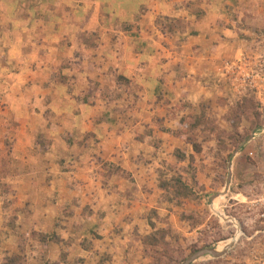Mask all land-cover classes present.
Here are the masks:
<instances>
[{
    "label": "crops",
    "instance_id": "0c3cea01",
    "mask_svg": "<svg viewBox=\"0 0 264 264\" xmlns=\"http://www.w3.org/2000/svg\"><path fill=\"white\" fill-rule=\"evenodd\" d=\"M247 1L0 0V181L22 233H133L162 201L144 170L183 150V104L226 91Z\"/></svg>",
    "mask_w": 264,
    "mask_h": 264
},
{
    "label": "rangeland",
    "instance_id": "374dc122",
    "mask_svg": "<svg viewBox=\"0 0 264 264\" xmlns=\"http://www.w3.org/2000/svg\"><path fill=\"white\" fill-rule=\"evenodd\" d=\"M247 3L250 6L235 18L236 37L244 46L238 57L223 61L218 69L226 91L212 103L183 104L179 133L184 143L178 151L185 159L176 151L172 161L151 159L140 180L155 181L160 191L162 181L172 185L162 189V201L147 208V218L133 233L110 222L106 226L117 229L107 234L106 227L101 229L104 222L91 220L72 227L62 246L55 242L61 251L57 244L51 249L46 247L51 240L20 231L14 192L0 181V264H10L15 255L21 258L15 264H181L203 247L227 252L192 264H264V0ZM226 63L233 68L224 71ZM193 117H201L205 124L195 132ZM3 158L5 167L8 157ZM178 179L189 185L191 195L185 196ZM120 237L123 243L118 244L114 240Z\"/></svg>",
    "mask_w": 264,
    "mask_h": 264
},
{
    "label": "trees",
    "instance_id": "16d2710c",
    "mask_svg": "<svg viewBox=\"0 0 264 264\" xmlns=\"http://www.w3.org/2000/svg\"><path fill=\"white\" fill-rule=\"evenodd\" d=\"M193 119H194V126H193V129H192V131L191 132H195L196 131V128L200 125V124H204L203 123V119L201 118V117H199V118H197V117H193ZM185 119H181V123H182V126H184L185 125ZM205 125V124H204ZM192 146H193V150L195 151V152H199V146H198V144L195 142V141H192ZM238 148H236V150H237ZM176 153H177V155L179 156V159H182V160H184L185 159V157H181L180 156V152L177 150L176 151ZM191 159H193L192 157H191ZM195 177V175H192V178H194ZM192 181H195V178L192 180ZM161 188L163 189V190H166V188H168V187H170L169 185H172V183L171 182H168V181H162L161 183ZM176 184H178L179 185V187L181 188V189H183L185 192H187V194L185 195V196H187V195H191V189H190V187H189V185H187V184H183V182H182V180L181 179H178L177 181H176ZM175 184V185H176ZM9 189H8V192H10L12 189H11V187H8ZM202 188L203 189H205V187L204 186H202ZM161 189V190H162ZM177 191H180V190H178L177 189ZM180 194H181V192H180ZM182 195H184V194H182ZM17 219V218H16ZM15 221V220H14ZM14 221L12 222V224H11V226H12V228L14 227ZM163 235V234H162ZM38 236H41V239L40 240H43L44 242H46V238H47V236H45V235H42V234H37V233H32V237H34V238H38ZM157 235L155 234L154 235V237H156ZM55 242H60V238H55V240H54ZM203 248H206V247H203ZM200 249H202V248H200ZM199 249H197V250H195L194 252H196V251H198ZM194 252H192V254L194 253ZM191 255V254H190ZM189 255V256H190ZM16 259H21L20 258V256H18V255H15L13 258H11L10 259V264H15V260ZM186 259V258H185ZM184 259V260H185ZM183 260V261H184ZM18 261V260H17ZM182 261V262H183ZM181 262V263H182ZM17 264H18V262H17ZM20 264V263H19Z\"/></svg>",
    "mask_w": 264,
    "mask_h": 264
},
{
    "label": "water",
    "instance_id": "95a60500",
    "mask_svg": "<svg viewBox=\"0 0 264 264\" xmlns=\"http://www.w3.org/2000/svg\"><path fill=\"white\" fill-rule=\"evenodd\" d=\"M231 167H232L231 159H229V168H231ZM231 179H232V173L230 172L228 182L226 184V192L228 191V188L230 186ZM226 252H219V251H217V249H214V248H202V249H199L198 251L194 252L190 256H188L181 264H192L197 259L204 257V256H208V255L213 257V258H219V257L225 255Z\"/></svg>",
    "mask_w": 264,
    "mask_h": 264
},
{
    "label": "built area",
    "instance_id": "2783aa9c",
    "mask_svg": "<svg viewBox=\"0 0 264 264\" xmlns=\"http://www.w3.org/2000/svg\"><path fill=\"white\" fill-rule=\"evenodd\" d=\"M222 68H223V67H222ZM232 68H233V66H230L228 63H226V64L224 65V68H223V69H224V71H225V70H229V69L231 70Z\"/></svg>",
    "mask_w": 264,
    "mask_h": 264
},
{
    "label": "bare ground",
    "instance_id": "6f19581e",
    "mask_svg": "<svg viewBox=\"0 0 264 264\" xmlns=\"http://www.w3.org/2000/svg\"><path fill=\"white\" fill-rule=\"evenodd\" d=\"M235 241H236V239H233V240H232V243L235 242ZM227 247H228V246H227ZM225 249H226V248H225Z\"/></svg>",
    "mask_w": 264,
    "mask_h": 264
}]
</instances>
